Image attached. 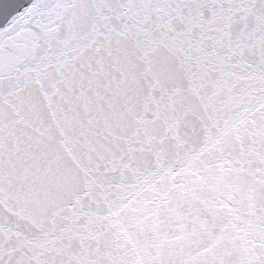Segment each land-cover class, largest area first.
<instances>
[{
	"label": "snow or ice",
	"instance_id": "6c2138e0",
	"mask_svg": "<svg viewBox=\"0 0 264 264\" xmlns=\"http://www.w3.org/2000/svg\"><path fill=\"white\" fill-rule=\"evenodd\" d=\"M0 264H264V0H0Z\"/></svg>",
	"mask_w": 264,
	"mask_h": 264
}]
</instances>
